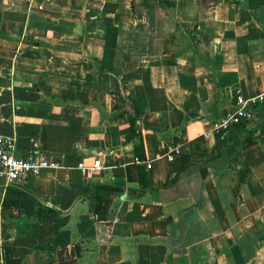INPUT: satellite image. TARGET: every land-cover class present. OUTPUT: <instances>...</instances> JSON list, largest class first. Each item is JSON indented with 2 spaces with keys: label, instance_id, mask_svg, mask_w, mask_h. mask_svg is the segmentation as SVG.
Listing matches in <instances>:
<instances>
[{
  "label": "crops",
  "instance_id": "0c3cea01",
  "mask_svg": "<svg viewBox=\"0 0 264 264\" xmlns=\"http://www.w3.org/2000/svg\"><path fill=\"white\" fill-rule=\"evenodd\" d=\"M235 92L264 99V0H0V135L62 164L0 187V264H264V111L211 130Z\"/></svg>",
  "mask_w": 264,
  "mask_h": 264
},
{
  "label": "built area",
  "instance_id": "2783aa9c",
  "mask_svg": "<svg viewBox=\"0 0 264 264\" xmlns=\"http://www.w3.org/2000/svg\"><path fill=\"white\" fill-rule=\"evenodd\" d=\"M36 7L41 8L40 5ZM252 101L243 100L238 92L233 95V105L223 115L214 119L211 130L226 131L231 126H236L249 121L253 117L250 106ZM206 136V135H204ZM180 153L178 144H165L154 153V158L163 157L166 161L174 160ZM151 159L144 160V168L150 167ZM60 159L51 154L19 155L14 152L13 138L0 135V187L5 189L19 182H23L28 176L38 174L42 169L60 167ZM75 167L91 172L99 167L98 160H93L89 166L78 162ZM1 203V196H0Z\"/></svg>",
  "mask_w": 264,
  "mask_h": 264
},
{
  "label": "trees",
  "instance_id": "16d2710c",
  "mask_svg": "<svg viewBox=\"0 0 264 264\" xmlns=\"http://www.w3.org/2000/svg\"><path fill=\"white\" fill-rule=\"evenodd\" d=\"M32 44H35L33 41ZM251 108H255L254 110L260 114L264 111V99L263 98H257L250 104ZM127 121H128V129L130 133V140H131V147L133 155L137 161L136 165V171H137V177L139 181V185L141 187H144L145 184V172H144V165L143 161L145 160V155L143 151V144L141 139V124H140V118L136 109L135 105H128L127 106ZM177 178V173L168 179L162 187L170 186L172 185ZM108 191V189L103 188L102 192H99L96 194L95 201L96 206L95 210L98 207L99 199Z\"/></svg>",
  "mask_w": 264,
  "mask_h": 264
}]
</instances>
